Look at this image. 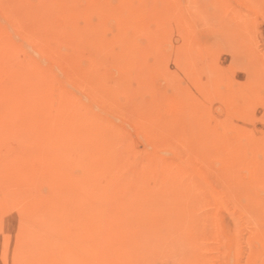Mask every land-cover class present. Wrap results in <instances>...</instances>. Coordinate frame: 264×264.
I'll use <instances>...</instances> for the list:
<instances>
[{"label":"rangeland","instance_id":"374dc122","mask_svg":"<svg viewBox=\"0 0 264 264\" xmlns=\"http://www.w3.org/2000/svg\"><path fill=\"white\" fill-rule=\"evenodd\" d=\"M59 1L62 2V0H0V37H1L0 46L2 45L0 47V101L3 103V104H1L2 106L0 105V107H1V109H0V114H1L0 115V121H2L0 124H3L5 121H7V123H4L6 127L3 125L5 128V131H1L3 126L0 127V132H2V133H0V161H1V164L8 163V160L12 161L11 158L13 157V155L18 154L21 150H23V148H24L23 145L26 146V143L30 144L29 146H31V148H30L31 153L34 152L35 146H37V145H34V143H32L33 140H30L29 138H27L26 134L24 133V131L26 130V129H23L26 127L25 124H28L30 121H31V124H34L37 121H39V123H40V122H45L48 120L52 124L53 121H51V120H56L58 117H64V120H65V118L66 119L70 118V113H69L70 108L60 106V103L58 102L59 101V94L57 92L55 85L51 84L50 81H47L49 79V77H52L55 74L58 75V73L60 74L61 77L58 75L57 78H59L60 80L62 78V80H61L62 84H64V86L67 89H69V91L72 90V92H74V94L75 93L77 94L75 96L76 100H72V99L71 100L75 105L81 106V108H82L81 111H82L84 117L89 116L90 112H93V113H98V112H102V111L104 112V106L102 104L99 106V105H94L91 102L92 100H91L90 96L92 94H90V93H92V91L96 87L101 86L103 88L107 87V88H111V89H114V88L117 89L118 87H120V85L121 86L124 85L122 87L125 90L124 94H126V96L124 94L123 95L121 94V96H119L120 98L118 97L119 100L118 101L116 100L117 106H118V103H119V106L121 105L120 107L118 106L119 109L120 108L122 109V110L121 109L119 110L121 113L114 115V117L112 116L113 114L109 115V116H112V118H114L118 124L123 125L126 129L128 128L127 130L129 132H131V134H133L135 137L133 142L130 141L131 143L126 142V141L123 142V140H118L115 142V144H117V142H119L117 145H119V147H121V148H123V147L125 148L128 146H131L133 148L132 151L130 150L131 151L130 153H127V156L129 154V157H127L128 159H127V163L124 164L125 166L123 165L124 167H126V164H127L128 168L126 167L127 169H125L122 166L120 170L125 169L124 170L125 172L123 171L124 173H122V171H121V173L124 174L123 175L124 177H126V175H127V178H128V175H130L131 177L134 176L135 179H136V177H137V179H138V177L141 178L142 175H144V176L149 175V173H148L149 171H150V173H153V172L159 173L162 170V169L160 170L159 168H162V167L154 166V165L152 167V165H150V163L148 161L150 159V157L152 155L156 154L157 156H159L161 158H163V157L164 158H170L171 157V159H172L173 157H175L179 154L177 152V149H178V147L182 146V145H180V142L184 141L185 137H187V140H188V137L191 138L194 136L193 138L195 140H193V138H192L191 140L189 139L188 141L191 142V146L195 150H198L201 152V154H199V152L197 151V155L198 154L201 155L202 159H204V160H202L199 156L197 157V155L195 158H192L194 156L187 157V156H185V154L183 152L181 154H184L183 155L184 157L182 156L180 164L183 165L182 170H183L184 174L187 175L188 178H190V182L193 184L194 187L195 186L198 188L201 187V188H204L207 190L209 201H208V205H206L207 207L206 206L205 207L209 213L211 212L213 214L212 215L211 213L210 214L208 213V215H212V217L209 216V217H211L210 220L212 221V224H213V218H214L215 223L213 224L214 226H212V228L208 232V235H206L207 237L202 236L201 229L199 227H195V228L191 227V230L187 231L188 233L189 232L190 233H189V235H187L188 233L186 234V238H187V236H189L191 238L193 233H195L194 235H196V236L193 235V237H195V239L192 237L191 238L192 243L191 242L189 243L187 241L188 239L183 238L181 225L178 223V219L182 215H184L187 211H186V209H184L183 204H181V203H183L186 200L191 199V198H188V195H190V194H187L186 192L183 191L182 186H185V185H183V184H185V182L179 178H176V177H178L176 175L177 174L176 170L178 168L175 166H172L171 168L172 169L174 168V170L176 172L173 173L174 171H172L173 174L170 173V175H168V176L171 177V175H172L171 178L174 177L175 180L169 179V177L167 176L168 178L166 179L165 182H167L170 185L174 184L175 187L182 188V191L177 196H172L171 198L166 200L165 205H167V206L165 208L161 207L160 209H158V206H157L158 198H156V197H157L158 191H162L165 188V186H170L167 183H164V185H162V187L164 186L163 189H162V187H160L161 185H157L158 183L154 179H152V180L145 179V180L141 181L142 183L141 182L139 184L137 183V185H134L133 182L132 183H129V182L126 183L125 182V183H123L124 185L121 184L124 181L118 182V185L120 184L119 186L117 185V183H114V184H116L115 186L118 188L121 187V185H122L123 188L121 187L122 188L121 191L126 190V189H128L130 191H135V190L138 191V190H141L144 188L149 189V191L146 192L147 194L146 193L143 194V196L141 198H139V199H138V197L135 198V201H137V203H139V205L137 203H135L134 200H132L131 202H133V203L130 202V204L132 206L130 205V208L126 209L127 211L125 209L121 208L120 206H117V207L114 206V209H113L112 205H115V203L113 204V202H111L112 203L111 208L109 207L110 204L106 208V213H107V217H106L107 219H105L106 223L118 222L119 228L122 229V227H123L121 232L127 236L128 244H127L126 239L121 238V236H120L121 233L119 235V238H117L118 243H117V241H110V242L109 241H101V242L100 241H86V237L92 236V231L89 230V229H91L89 227L90 226L89 223H91V221H93L92 220L93 217H92L91 212L93 210L94 204L99 203V201H98V199H94V200L89 199V200H84V201H76L75 200V202H73L74 200L72 199V197L70 195H68V193L66 194V189L63 187H59V186L58 187L54 186V188L50 187L51 189L47 188V190H48L47 193L50 194L49 200L46 199L48 197L47 196L44 199H42L43 202L41 200L39 202L40 204L38 203V207H37V205H35L34 207H36V208H34V207L32 208L31 214H32V216H34V214H35V216H34L35 218L34 217L32 218V216L30 214H28V216L27 215L23 216V217L17 216L15 218H12L9 215L11 217V218H9L7 216V214H4V211L0 208V210H1V212H0V232H1L0 237L4 236L7 239L11 238V235L13 237V235L17 234V231H16L18 229L17 226L23 225L21 223L27 224V223H29L30 220H32V221L34 220L36 222L39 220L38 221L39 225H41L42 222H44L47 219V223L49 224V226H48L49 228H47V231L43 232V238L45 240H48V241H46V242L43 241L38 245L39 246L41 245V247H43L45 252L48 250V248H49V250L51 249L50 251L48 250V252H46L47 254L49 253V255L51 256V257L49 256V258L50 259L52 258L51 260L49 259L50 260L49 264H54V260L56 258L59 259V257H62L65 254H68L69 256H72V257H81L83 259H94L97 261L96 262L97 264H115L117 262V260L115 259L116 256L121 255V254L124 255V257H123L124 259H123V261L119 260V264H131V263L132 264H139V263H135L132 261H135V258H137V256L138 257H144V255H145V257H146V255H148L147 256L148 261L153 262V264H159V263L160 264H181V263L182 264L183 263H185V264H253L252 262H254V264H259V263L263 264V262H264L263 261L264 260L263 259L264 258V185H257V184L262 183L261 180H262L263 176L260 177L259 175H262V173H264V159L262 158L264 156V150H263V147H264V81L263 80L264 79H262L264 77V0H207V1L206 0H172V1L166 0L167 2L165 0H103V1L102 0H87V1L86 0L85 1L84 0L83 1H81V0H76V1L75 0H69V1L63 0L65 2V3L63 2V4H65V9H63V11L57 10V11L51 13L49 10H48L49 12L46 10L47 8H45V6L46 7L50 6L51 8H53V5H55V3L59 2ZM72 1H73V3H72ZM108 1H110V3H108ZM148 1H149V4H148ZM175 1H176V4H174ZM143 2L145 3V5H143ZM168 2H170V3H168ZM43 3H44V5H43ZM82 3H83V5H82ZM164 3H166V4H164ZM179 3H181V4L179 5ZM182 3H183V5H182ZM223 3H224V5H223ZM111 4H114V5L111 6ZM167 4H169V6ZM185 4H186V7L184 6ZM135 5L138 9H136V7H133V10H132V6H135ZM172 5H173V7H172ZM189 5H191V6H189ZM222 5L224 6V8H222L223 7ZM138 6H140V7H138ZM155 6H156V9H155ZM165 7H167V8H165ZM169 7L170 8L172 7L174 12L172 11V8L170 9ZM139 8H141L142 10ZM177 8H178V10H177ZM125 9H126V11H125L126 14L124 13ZM152 10H153V12H152ZM166 10L168 12H166V14H164ZM169 10L171 13L169 12ZM127 12L129 14V16L124 18L126 15H128ZM66 13H67V15H66ZM82 13H84V14L82 15ZM123 13L125 14V16ZM168 13H170V14H168ZM11 14L13 15V17ZM38 14H39V16H38ZM131 14H132V19L130 17ZM162 14H164V15H162ZM79 16H81V18ZM83 16L84 17L87 16L86 18H88V19L85 18V20L84 19L81 20ZM167 17H169L170 19H168ZM145 18H147V20ZM160 18L162 19V21ZM78 20L83 22V23H81L82 26H81V24L76 25V23H80ZM121 20H122L123 24H122ZM154 20L158 21V22L156 23ZM174 20H177V21H174ZM21 21H23V22H21ZM26 21H27V23H26ZM73 21L75 22V25H74ZM173 21H174V24H173ZM131 22L133 25H131ZM175 22H177V24ZM172 25H176V26H172ZM76 26H78V27H76ZM225 27H226V29H225ZM154 28L157 29L156 32H155ZM176 28H178L179 30ZM102 30L104 32H102ZM177 31H179V32H177ZM37 32H38V35H37ZM65 32L70 33V34H66ZM180 32H182V35L180 34ZM235 32H237V34L239 35V36L237 35L238 37L236 36L237 39L235 38V35H236ZM33 33H34V35H33ZM234 33H235V35H234ZM166 34L168 37H166ZM172 35H173V37H172ZM243 35H245L246 38H245V36L243 37ZM28 36L29 37L31 36V38L35 42L31 38H29ZM34 36L36 38H34ZM66 36H67V39H66ZM104 37H106V39ZM84 38L85 39L88 38V39L85 40ZM123 38L126 40L129 39L130 42L128 40H127L128 41L127 42ZM171 38H174L173 39L174 41ZM220 38H221V40H220ZM238 38H240V39H238ZM30 39H31V41H33V43L30 46L27 45V46H29V48H30L29 49L26 46L25 41H28ZM82 39H84V41H80ZM96 39L99 41H97ZM116 39H117V41H115ZM122 39L124 40V45L122 44ZM168 39H169V41H168ZM67 40L68 41L72 40L74 42L69 41V44H70L69 45L68 42L66 43ZM237 40L239 41L238 42L239 44L237 43ZM240 40H242V41L244 40L245 45L243 44V42H240ZM23 41H24V43H23ZM64 42L66 43V45ZM146 42H148V43H146ZM159 42H160V44H158ZM22 43H23V46L25 44L26 50L24 47L22 48ZM114 43H117L119 46L117 44H114ZM126 43L127 44L130 43V44L126 45ZM154 43L156 45L157 44L158 45L156 46ZM191 43L193 46H191ZM54 44H55V46H54ZM73 44H74V46H73ZM81 44H84V45L82 46ZM173 44L175 46H173ZM218 45L220 47H218ZM231 45H233V46H231ZM33 46H34V49H33ZM50 46L52 48H55V50H52V48ZM78 46H80V47H78ZM116 46H118V47H116ZM122 46H126V48L123 47L124 48L123 49ZM146 46H148V47H146ZM158 46H160V47H158ZM180 46H181V48H180ZM183 46L185 47L184 50H180L183 48ZM2 47H3V49H2ZM41 47H42V49H41ZM59 47H61L62 49H60ZM82 47H83V49H82ZM91 47H92V50H91ZM145 47L147 50L145 49ZM72 48H74V50ZM79 48H80V50H79ZM115 48H117V51L114 50ZM248 48H250V49L247 50ZM27 49H29V50H27ZM7 50H11V52H13V54L10 53V55H8ZM62 50H65L63 53L66 52L63 55H61L62 53H59V52H62ZM124 50H125V52H123ZM192 50H193V52H192ZM27 51H30V52L27 53ZM79 51H81V52H79ZM135 51H138V52H135ZM163 51H165V53ZM176 51H178V53ZM41 52H42V54H41ZM166 52H167V54H166ZM182 52H184V53H182ZM29 53H31V54H29ZM75 53H78V55H75ZM163 53H164V56H163ZM139 54H140V56H139ZM24 55L27 58V61L25 60L26 58L24 57ZM33 55H34V57H33ZM136 56H138V58H140V59L137 60ZM162 56H163V58H162ZM132 57H134V59ZM36 58H37V61H36ZM30 59H32V61ZM28 60H30L32 63L29 62ZM123 60H125V62ZM129 60H131V62ZM164 60L167 61V63L163 62ZM71 61L73 63H76V64L73 65V63ZM126 61H127V63H126ZM33 62H35V63H33ZM62 62L64 64H61ZM129 62H130V64H129ZM134 62H136V63H134ZM24 63H25V65H24ZM27 63H29V67L31 68V70L28 67ZM30 63H31V65H30ZM180 63H183L184 65H182ZM191 63L194 66H191ZM40 64H42V65H40ZM122 64L123 65L125 64L124 66L127 68H130V69H132L136 65L135 69L133 68V70H134L133 74L131 73L133 70H128ZM128 64H129V66H131V65L132 66L128 67ZM23 65H24V67L26 66L25 69L23 68ZM37 65L39 66V69H38ZM174 65L178 66V67H175L176 70L173 67ZM179 65H182V67L184 69L182 67H181V69L183 71L180 69ZM72 66L75 69L77 68L76 70H78L79 72H78V76L69 78L70 76L68 75L69 76L68 77L67 74H68L69 70L71 68H73ZM93 66H94V68H93ZM67 67H68V69H67ZM171 69L172 70L174 69V71H171ZM23 71L25 72V74L23 73ZM32 71H34V72H32ZM89 71H91L92 73L91 72L89 73ZM175 71H176V74H175ZM177 71L181 72V74L179 75V73ZM189 71L191 72V74H189ZM30 73L32 74V76ZM146 73H148V74H146ZM166 73H169V74H166ZM49 74H50V76H49ZM129 74H132V75H129ZM171 74L173 75V78L171 77L172 76ZM18 75H21V76L18 77ZM28 75H29V77L31 76L30 77L31 80L35 79L36 83L35 84L33 83V85H32L33 88H31V89L33 91H36V92L39 91L40 92V93L36 94V97L38 98V96L41 95V98H40L41 100L38 101L37 103H35V107L37 106L36 108H34V107L32 108L33 112L31 111L30 113L31 114L33 113V115L29 114V112H26L25 114L23 112H21L22 116H21V118H18V120H17V118H16L17 115H14L13 113H11L8 110H7L8 111L7 112L6 111L7 107L5 105H6V103L10 104L12 102L13 96L15 97L16 93L14 91L15 90L14 87L18 84L17 82L21 83L24 79L26 80ZM40 75L43 78H41ZM127 75H128V77H127ZM169 75H171V76H169ZM194 75H196L197 77L195 76V78H194L193 77ZM65 76L68 79L65 78ZM21 77L23 78V80L21 79ZM29 77H28V79H30ZM37 77H39L41 80ZM141 77H143V79ZM146 77L147 78L149 77V79H147ZM150 77H151V79H150ZM36 78L38 80H40L41 82L43 81L45 84L44 83L43 84L38 83L39 81H36ZM44 78H46V79H44ZM188 79H190V80H188ZM220 79H222V80L220 81ZM141 80H143V81H141ZM257 80H260L261 82L260 81L256 82ZM150 81H151V84H153V85H149ZM187 81H189L188 84H187ZM228 82L229 83L231 82V83L229 84ZM255 82L257 84H255ZM216 83H218V84H216ZM221 83H223V84H221ZM227 83H228V85H227ZM252 83H254V85H252ZM12 84H14V85H12ZM199 84H201V85H199ZM213 84H216V85H213ZM232 84H233V87H232ZM235 84H236V86H235ZM196 85L199 88L196 89ZM211 85L214 87H212ZM22 86H25V85H22ZM22 86H21V90H24V87H22ZM94 86H96V87L93 88ZM179 86L183 88V89H181V91L178 90V89H180ZM202 86H204L205 88ZM209 86L211 89L208 88ZM12 87H13V89H12ZM89 87L91 90L89 89ZM150 87H151V90H150ZM152 87H153V90H152ZM185 87L186 88L189 87V88L186 89ZM230 87H232V89H230ZM234 87H235V89H234ZM172 88L173 89L175 88L176 91H175V89L173 90ZM11 89L13 90L12 93L10 92ZM184 89H185V91H184ZM193 89L195 91L194 93H192ZM208 89H209V93H210L209 95H211V97L213 95V97H214V98H212L213 100H211V97L207 93ZM210 90H213V91H211V92H213V94H211ZM233 90H235V91H233ZM239 90H241V91H239ZM87 91H88V93H87ZM131 91H133V93L134 92L135 93L132 94ZM149 91H151V92L154 91V95H150ZM221 91H222V94H221ZM229 91H231L230 94H229ZM144 92H146V94L147 93L148 94L146 95V94H144ZM180 92L183 95L182 97H184V99L180 96L181 95ZM185 92H189L190 95L187 96L188 93L185 95ZM157 93H159V94H157ZM204 93H206L207 96ZM235 93H237V94H235ZM89 94H90V96H89ZM225 94H226V96H225ZM203 95H205V96H203ZM222 95H223V99L221 97ZM241 95H243L244 98L247 99L248 101H250L251 103L248 102L247 100H245L243 98V96L241 99ZM87 96H89V97H87ZM164 96H165V98H164ZM159 97H161V98L159 99ZM166 97L170 98L171 103L172 102L173 103L170 104V99H169V102L168 101L166 102L165 100H168V99H166ZM206 97L210 98V99L208 98V101L211 100L209 102L212 104H210L207 101V99H204ZM79 98L84 100V101H82L84 103L83 104L84 106L82 105L81 102H79L80 101V100H78ZM150 98H152V99H150ZM162 98L164 99V101H162L163 100ZM216 98L217 99L221 98L222 101L220 99L217 100ZM252 98H253V100H251ZM9 99H10V101H9ZM86 99H88V100H86ZM131 99L133 100L132 101L134 103L133 105H135L138 109L141 110V111H139L140 114H138V116L135 118H133V117L129 118L128 116H126V112H127L126 108L127 107H124V106H128V103L131 102ZM157 99L159 100V102L157 101ZM179 99H182L184 101H180ZM229 99H230V101L231 100L232 101L229 102L228 101ZM4 101H5V105H4ZM179 101H180V103H178ZM188 101L190 102V104ZM216 101H218V103ZM246 102H248V103H246ZM38 103L39 104L42 103V104L39 105ZM137 103H139V104H137ZM177 103L180 104L178 109L179 108L182 109L181 107H183V109H182L183 111H181L180 109L179 110L177 109V105H178ZM195 103L198 105H196ZM202 103H204L203 106L206 104L205 107H202ZM225 103H226V106H225L226 110L224 108ZM229 103H230V105H229ZM122 104H123V106H122ZM232 104H233V108L231 107ZM187 105H191L193 107H196L195 113H197L199 111L200 106L203 108V109L201 108V110L197 114H199L201 111L202 112L204 111L203 113L201 112L202 114L201 113L199 114L200 120H201L202 115H203V117H205V119L202 117L204 125H206L207 124L206 122L209 121V119L213 118V116H214V118H216V120H214V118H213L212 121L210 123L208 122L209 124L206 125V127H208V128L210 127L209 128L210 131L208 128H207V130L209 131V133H211V131H212L211 134H213V135L210 134V136H208L209 133H207V134L205 133V131H204V129L206 128L205 126L202 125L203 127L201 126V129H200V127H198V125L200 123H202L200 120L196 121L197 119H199L198 118L199 115H197V114L193 115L194 116V120H193V116H192V118L190 117L193 113L189 112V110L191 109V111H194V109L189 108V106L187 107ZM210 105H212L213 107L212 106L210 107ZM227 105L230 106L231 109H233L232 112H228L230 109H228L229 107ZM38 106H40V107H38ZM44 106H45L47 112L43 111L42 107H44ZM197 106H198V109H197ZM89 107L92 109L89 110ZM93 107L95 109H93ZM40 108L42 109L41 111H43V112L40 111ZM35 109H38V111H35ZM219 109L221 110V112L218 111ZM178 111H180L181 114L177 113ZM241 111H244V112L241 113ZM35 112H37V113H35ZM237 112H238V114L236 115ZM44 113L46 114V116ZM175 113H177V114H175ZM190 113H191V115H190ZM204 113H205V115H204ZM27 114H29L28 115L29 117L26 116ZM178 114H179V117H177ZM223 114H228L229 115L228 119L231 120V122H233L234 120H237V121H235L236 124L234 122L229 123L230 121L228 119H226L227 125L224 124V122L226 123V121L223 122V119H222L223 123L220 122V119L222 117L224 119L228 117V115H223ZM40 115H41V117H40ZM42 115H44V116H42ZM231 115L233 117H231ZM38 116L41 118V120H39L40 118ZM154 116H155V118H154ZM195 116H197L196 120H195ZM220 116H221V118H220ZM224 116H227V117H224ZM26 117H27V120H26ZM30 118H32V119H30ZM22 119L25 120V122ZM35 119L37 121H35ZM232 119H234V120L232 121ZM13 120H14V122L18 121L16 123L18 126L14 124ZM21 120L23 123L21 122ZM144 120H145V122H144ZM9 121L10 122L12 121L11 123L13 125L10 124ZM19 121L22 124L19 123ZM179 121H181V122H179ZM186 121H187V124H186ZM238 121H240V122H238ZM215 122H219L218 123L219 125L217 123H216L217 125L213 124ZM182 123L185 127V129H183V130H182V128H184V127H183ZM228 123L230 124L229 127L231 130L227 129L228 125H229ZM240 123L243 125L245 123V126H244L245 128L243 129V131H244L243 133L240 130L241 128H243V126ZM176 124H178V125H176ZM185 124L188 126H186ZM192 124H194V125H192ZM196 124H197L198 128L196 127ZM220 124H223V125L221 126ZM231 124L235 125V127H233V125L231 126ZM71 125H72V123H67V125H65V126L63 125V127H64V129H66V128L72 129ZM210 125H212L213 127L215 126L214 127L215 129H213V127ZM238 125H239V127L237 128ZM8 126H10V127H8ZM16 126H17L18 130H16ZM59 126H61V125H59ZM225 126L227 128L222 129V131H221V127L224 128ZM11 127H15V128L11 129ZM176 127H178V128L176 129ZM195 127L197 129L196 133L198 130H200L198 132V134H196L197 136L195 135V133L193 134V136H192V134H190L191 136H189V132H186V130H188V129H189L188 131H191V129L195 130ZM7 128H9V130ZM202 128H203V130H202ZM234 129H236L237 131H241L242 135L240 134V132H236V130H234ZM10 130H12V131H10ZM201 130L204 132L202 133ZM85 131L89 134L90 133L92 134L93 133V127L86 128ZM29 133L32 135V137H34V140H36L35 133H37V132L35 131V127L30 129ZM179 133H180V135H179ZM182 133H183V135H182ZM237 133L240 134V135L238 134V136L242 139L241 141H240L239 137L237 138ZM176 134L179 136H177ZM204 134H205V136L203 138L202 136ZM215 134H218L221 136H218V137H217V135L214 136ZM146 135L147 136L149 135L151 137H149V136L147 137ZM200 135H202L201 136L202 141L198 140L199 142H197V139L200 138L199 137ZM175 136L179 139V141H180V142H178L179 144L176 143V140H178V139H176ZM212 136L214 137V139ZM241 136H243V137H241ZM138 137L141 140H139ZM211 137H212V139H210ZM215 137L223 139L224 142L217 144V146H212L217 142ZM224 137L227 139H224ZM7 138H8V140H7ZM182 138H183V140H182ZM207 138H209L211 142H209V140H208V142H206ZM235 138L237 139V142H236ZM160 139L161 140L164 139L166 142L169 140L170 147L168 146L169 145L168 142L166 143V145L168 144L167 147H169V148L165 147L166 146L165 144L161 145L160 142H158ZM221 139H217V140H219L218 142L223 141ZM173 140H175L174 144H173ZM202 142H203V144L201 145L200 143H202ZM240 142H242L241 145H240ZM59 143L61 146L63 145L62 146L63 149H66V147H68L69 149H67L66 151L64 150L65 151L64 153L60 152V154H59L60 159L58 160V162L55 163V165L58 166L59 162L62 161V158L65 159L66 156H64V155L68 154V156L70 158L77 160L76 162H71V165H72V166H70L71 169L73 171H76V172L78 171L77 173H79V174H80V171L85 172L87 170V167L89 165H91L90 164L91 161H89V158L87 155H84V153H83L84 151L82 149H80L79 146L74 147V145H73L74 143L72 142L71 139H69V137L67 135H63V137H61ZM137 143L140 145H137ZM196 143H198L197 144L198 146L196 145ZM204 143H206V146ZM207 143H210V144H207ZM230 143L235 146V147L234 146L232 147L233 150L230 147ZM244 143H245V145H244ZM120 144H122V145L124 144L125 146H120ZM134 145H135V147H134ZM172 145H174V147L176 146V148H174ZM255 145L257 147V150H256V147H254ZM237 146L239 147V149L241 146L242 147L239 150L237 148ZM145 147H146V149H145L146 151L144 150V152H143L142 149H144ZM198 147L200 148V150L198 149ZM201 148H203V149H201ZM230 148L232 150L231 153H230ZM234 148L235 149L237 148L236 150L239 153H236L237 151L234 150ZM227 149H229V153L232 155V157H234L233 161L231 159L232 157L230 154L227 153V155H226V152H228ZM16 150H17V152H16ZM254 150H256V151H254ZM234 151H235V153H234ZM65 153H67V154H65ZM260 153L261 154L263 153V154L261 155ZM181 154H179V155H181ZM234 154L237 156H235ZM257 154H259L262 157H259ZM148 155H150V157ZM202 155L204 156V158ZM16 156H14V157H16ZM136 157H139V158L136 159ZM145 157L148 160H146ZM186 158H187V160H186ZM215 158H217V159L215 160ZM235 158H238V159L236 160ZM242 158L244 160H242ZM256 158L259 160V165L257 164L258 160ZM139 159H141V161ZM195 159H197L199 161L196 160L197 161L196 162ZM6 160H7V162H6ZM32 160H33V158H32ZM235 160H236L237 164H236ZM2 161H3V163H2ZM32 162L34 163V168L35 167L37 168L39 166L38 161L33 160ZM229 162H234V164L233 163H232V165H231V163L228 164ZM114 164H113V166H114ZM225 164H226V166H225ZM59 165H61V164H59ZM131 166L133 167V169L135 168L136 171L133 170ZM142 166H144L145 169ZM257 166H258V169H255V168H257ZM74 167H76V168H74ZM57 168L60 169L61 167H57ZM110 168H112V167L103 168L104 171L102 169L98 170V172L101 171L100 172L101 175L99 173H96L98 175H96V174L94 175V173H93L94 176L91 174L93 177L97 176L96 178L99 181L98 183H100V185L97 183L95 186V188L97 190H99V191L104 190L105 191L106 189L110 188L109 177L111 175L110 172H112V169H110ZM152 168H156V169H154V171H152L153 170ZM229 168L231 170H229ZM158 169H159V172H157ZM204 169H205V171H204ZM223 170H224V172H223ZM227 170L230 172H228ZM212 171H213V174H212ZM108 172L110 173V175ZM226 172L229 175L228 178H227ZM132 173L135 175H133ZM139 173H140V176L138 175ZM254 173H257V174H254ZM232 174H233V176H232ZM250 174H252V176L257 175L256 177L259 180V183H256V182H258L255 179L256 177L252 178L251 176H249ZM216 176H218V178ZM258 177H260V179ZM248 178L252 179L253 183H248L247 182V181H249ZM41 179H42V177H40V179H39V176L34 180L33 179L32 180L26 179L24 181V183L26 182V184L23 183L22 186L26 187V186H28V184H27L28 182L30 185V183L38 182ZM193 179H195V180H193ZM253 179H255L256 181ZM59 180L60 179H58V181ZM176 180H178V182L183 181L184 183L183 182L178 183ZM212 180H213V182H212ZM61 181L68 183L69 180L65 181V179L61 178V180L59 182H61ZM230 181H232V182H230ZM226 182L229 184H227ZM263 182H264V179H263ZM108 184H109V186H108ZM235 185H236V187H235ZM251 185H252V187H251ZM99 186H100V188H104L105 186L106 187H105V189L101 190L99 188ZM107 186H108V188H107ZM133 186H135V188ZM142 186H144V187H142ZM239 186H240V188H239ZM247 186H249V187L247 188ZM56 187H57V190L55 189ZM223 187H224V189H223ZM226 187L228 190H225ZM256 187H258V188L261 187V188L259 190L258 188L256 189ZM62 189H64V194H63ZM231 189H233V190H231ZM58 191H60V192L58 193ZM255 191L258 193H256ZM51 192L53 194H51ZM65 194L68 195V196H66V197H68L66 199L67 203H65L66 202L65 201L66 197H64ZM185 194L187 196H185ZM54 195H56V198H59V199L61 198L60 201H58L59 199L57 200V204L55 203L56 199L53 200V198H52V197H55ZM233 195L235 197H233ZM50 196H52V197H50ZM62 197H64V199ZM2 198L1 199L4 200L5 197H2ZM50 198H51V200H50ZM68 199H69V201H68ZM143 200H145L147 202V204H149L148 209L145 212L142 210H141L142 211L141 212L140 208H139L140 204L144 202ZM207 200H208V198H207ZM47 201H48V203H47ZM50 203H55V204H50ZM58 203H61V205H63V207H61V205ZM64 204H66V208H64L65 207ZM51 205H52V207H51ZM57 205L60 209H57ZM44 206H45V208H44ZM47 207H49V208H47ZM71 207H73V208H71ZM38 208H39V210H38ZM91 208H92V210H91ZM53 211H55L56 213L55 212L53 213ZM51 212L53 214L59 215L58 216L59 218L57 219L56 218L57 216L51 215L52 214ZM200 213H201L200 211H197V214H200ZM45 214H47V215H45ZM83 215H84V217H83ZM40 216H42V217H40ZM50 216H53V217H51L53 222L50 220L51 219ZM83 218H85V219L83 220ZM87 218H89V219H87ZM262 218H263V220H262ZM48 219L52 222L51 224H50ZM60 219H61V221H60ZM54 220H56V222ZM249 220H250V222H249ZM63 221H64V223H63ZM82 221H85V222H82ZM253 221H254V223H253ZM79 222H81V223H79ZM73 223H75V224H73ZM82 223L83 224L86 223V224H85V227L80 230L79 227ZM50 225H51V227H50ZM73 225H75V226H73ZM7 227H8V229H7ZM86 227H87V229H86ZM2 228H6V229L4 230ZM13 228H15V230ZM20 228L22 229L23 227L20 226ZM75 229L77 231L78 230L79 231L77 232ZM49 230H51V231H49ZM192 230H193V232H192ZM62 231L65 233H63ZM81 231L84 233V235L82 237H79L78 239L76 238V241H71V239H74V237L77 236V234ZM86 231H87V233H86ZM155 232H158V234H159V236L157 235L158 236L157 240H159V241H153V239L156 238L155 237L156 235L154 234ZM196 232H197V234H196ZM55 234L57 236H58V234H60V236L62 235V236H64V238L66 236L65 239H68L67 237H69L71 235L73 236V238L71 236V237H69L70 239H68V241L66 240V241H62V242L61 241L57 242V240H56L57 236ZM88 234H89V236H88ZM184 237H185V234H184ZM179 239H180V241H179ZM182 239H183V241H182ZM193 239H194V241H193ZM200 241H201V243H200ZM48 242H50V243H48ZM166 242L168 244H166ZM202 242H205V243H202ZM43 243H45V245H47V246H45ZM53 243H55V244H53ZM93 243H95V246ZM121 243H123V244H121ZM193 243H194V245H192ZM88 244H90V245H88ZM115 244H116V246H115ZM58 245H59V247H58ZM119 245H120V247H119ZM153 245H155V246H153ZM52 246H53V249H52ZM66 246H68L69 248ZM93 246L96 248H94ZM8 247H9V249H12L11 245ZM66 248H68V249L66 250ZM158 248H159V250H158ZM201 248H204V249L201 250ZM258 248H261V249H258ZM45 249H47V250H45ZM79 249H81V250H79ZM110 250H111V252H110ZM120 250H121V252H120ZM76 251H77V253L75 254ZM192 251H193V253H192ZM195 251H196V253H195ZM112 253H113V255H112ZM189 253H190V256H189ZM259 253H260V256H258ZM198 254H199V256H197ZM203 254H205L204 257H203ZM261 254H262V257H261ZM255 255H257V256H255ZM52 256H54V257H52ZM251 256H253L254 258ZM110 257H112V258H110ZM247 257H248V259H247ZM249 257H251V258H249ZM257 257H259V259H261V260L263 259V260L257 261V260H259ZM203 258H204L205 262L207 261L206 263L204 262V260H202ZM250 259H251V261H249ZM112 260H114V261H112ZM103 261H105V262H103ZM41 263L42 262H39V261L34 262V264H41ZM43 264H45V263H43Z\"/></svg>","mask_w":264,"mask_h":264},{"label":"bare ground","instance_id":"6f19581e","mask_svg":"<svg viewBox=\"0 0 264 264\" xmlns=\"http://www.w3.org/2000/svg\"><path fill=\"white\" fill-rule=\"evenodd\" d=\"M69 1V0H68ZM76 1V0H75ZM81 1H83V0H81ZM80 1V2H81ZM85 1V0H84ZM87 1V0H86ZM103 1V0H102ZM166 1V0H165ZM164 1V2H165ZM172 1V0H171ZM207 1V0H206ZM44 2V1H43ZM63 0H62V2H57V3H55V5H53V8H51L50 6H45V8H47L46 10L48 11H50L51 13L52 12H55V11H63V9H65V4H63ZM79 2V1H78ZM160 2V1H159ZM167 2V1H166ZM189 2V1H188ZM187 2V3H188ZM192 2V1H191ZM65 3V2H64ZM70 3V2H69ZM72 3H73V1H72ZM85 3V2H84ZM108 3H110V1H108ZM140 3V2H139ZM147 3V2H146ZM168 3H170V2H168ZM186 3V4H187ZM71 4V3H70ZM79 4V3H78ZM116 4V3H115ZM131 4V3H130ZM148 4H149V1H148ZM164 4H166V3H164ZM174 4H176V1L174 2ZM181 3H179V5H180ZM186 4L184 5L185 7H186ZM189 4V3H188ZM221 4V3H220ZM34 5V4H33ZM43 5H44V3H43ZM42 5V6H43ZM82 5H83V3H82ZM110 5V4H109ZM112 5H114V4H111V6ZM143 5H145V3L143 2ZM168 6H169V4H167ZM182 5H183V3H182ZM197 5V4H196ZM223 5H224V3H223ZM222 5V6H223ZM227 5V4H226ZM81 6V5H80ZM131 6V5H130ZM141 6V5H140ZM140 6H138V7H140ZM166 6V5H165ZM183 6V7H184ZM189 6H191V5H189ZM195 6V5H194ZM220 6V5H219ZM221 6V7H222ZM133 7H136V5L135 6H132V10H133ZM142 7V6H141ZM172 7H173V5H172ZM171 7V8H172ZM184 7V8H185ZM165 8H167V7H165ZM170 8V7H169ZM170 8V9H171ZM176 8V7H175ZM195 8V7H194ZM222 8H224V6L222 7ZM135 9V8H134ZM136 9H138L137 7H136ZM139 9H141V8H139ZM155 9H156V6H155ZM34 10V9H33ZM89 10V9H88ZM142 10V9H141ZM164 10V9H163ZM177 10H178V8H177ZM48 11V12H49ZM68 11V10H67ZM125 11H126V9L124 10V13H125ZM129 11V10H128ZM172 11H173V8H172ZM17 12V11H16ZM72 12V11H71ZM135 12V11H134ZM147 12V11H146ZM152 12H153V10H152ZM166 12H168L167 10L165 11V13L164 14H166ZM169 12H170V10H169ZM174 12V11H173ZM12 13V12H11ZM89 13V12H88ZM123 13V14H124ZM131 13V12H130ZM139 13V12H138ZM171 13V12H170ZM170 13H168V14H170ZM182 13V12H181ZM230 13V12H229ZM13 14V13H12ZM11 14V15H12ZM84 13H82V15H83ZM126 14V13H125ZM125 14H124V16H125ZM127 14H128V12H127ZM134 14V13H133ZM164 14H162V15H164ZM66 15H67V13H66ZM79 15V14H78ZM81 15V14H80ZM81 15V16H82ZM136 15V14H135ZM183 15V14H182ZM18 16V15H17ZM38 16H39V14H38ZM81 16H79L80 18H81ZM96 16V15H95ZM121 16V15H120ZM127 16H129V14L128 15H126L124 18H126ZM12 17H13V15H12ZM84 17V16H83ZM82 17V19L81 20H85V18L87 17H84L83 18ZM130 17H131V19H132V14L130 15ZM129 17V18H130ZM134 17V16H133ZM160 17V16H159ZM174 17V16H173ZM10 18V17H9ZM34 18V17H33ZM77 18V17H76ZM121 18V17H120ZM168 19H170L169 17H167ZM24 19V18H23ZM86 19H88V18H86ZM91 19V18H90ZM123 19V18H122ZM128 19V18H127ZM146 20H147V18H145ZM161 19V18H160ZM14 20V19H13ZM77 20V19H76ZM98 20V19H97ZM135 20V19H134ZM133 20V21H134ZM144 20V19H143ZM209 20V19H208ZM79 21V20H78ZM128 21V20H127ZM155 21V20H154ZM161 21H162V19H161ZM174 21H177V20H174ZM174 21H173V24H174ZM21 22H23V21H21ZM74 22V21H73ZM80 23H76V25H80L81 23H83L82 21H79ZM121 22H122V20H121ZM136 22V21H135ZM156 23L158 22V21H155ZM209 22V21H208ZM211 22V21H210ZM26 23H27V21H26ZM25 23V24H26ZM114 23V22H113ZM176 24H177V22H175ZM24 24V25H25ZM122 24H123V22H122ZM74 25H75V22H74ZM131 25H133L132 24V22H131ZM152 25V24H151ZM157 25V24H156ZM189 25V24H188ZM187 25V26H188ZM27 26V25H26ZM81 26H82V24H81ZM172 26H176V25H172ZM222 26V25H221ZM220 26V27H221ZM69 27V26H68ZM76 27H78V26H76ZM112 27V26H111ZM114 27V26H113ZM155 27V26H154ZM208 27V26H207ZM153 28V27H152ZM162 28V27H161ZM223 28V27H222ZM36 29V28H35ZM138 29V28H137ZM155 29V28H154ZM153 29V30H154ZM170 29V28H169ZM172 29V28H171ZM176 29H178V28H176ZM198 29V28H197ZM225 29H226V27H225ZM42 30V29H41ZM47 30V29H46ZM146 30V29H145ZM152 30V29H151ZM156 30L157 29H155V32H156ZM179 30V29H178ZM234 30V29H233ZM134 31V30H133ZM169 31V30H168ZM189 31V30H188ZM230 31V30H229ZM55 32V31H54ZM102 32H104L103 30H102ZM142 32V31H141ZM154 32V31H153ZM154 32V33H155ZM177 32H179V31H177ZM66 34H70V33H67V32H65ZM64 33V34H65ZM168 33V32H167ZM235 33H236V35H235ZM234 33V35H235V38H236V36L238 35L237 34V32H235ZM4 34V33H3ZM137 34V33H136ZM171 34V33H170ZM178 34V33H177ZM176 34V35H177ZM180 34L182 35V32H180ZM33 35H34V33H33ZM37 35H38V32H37ZM48 35V34H47ZM56 35V34H55ZM85 35V34H84ZM157 35V34H156ZM7 36V35H6ZM80 36V35H79ZM107 36V35H106ZM239 36V35H238ZM237 36V37H238ZM245 35H243V37H244ZM8 37V36H7ZM29 37V36H28ZM39 37V36H38ZM108 37V36H107ZM112 37V36H111ZM110 37V38H111ZM166 37H168L167 36V34H166ZM172 37H173V35H172ZM29 38H31V36L29 37ZM34 38H36L35 36H34ZM79 38V37H78ZM96 38V37H95ZM105 39H106V37H104ZM103 38V39H104ZM125 38V37H124ZM123 38V39H124ZM129 38V37H128ZM234 38V39H235ZM245 38H246V36H245ZM0 39H1V37H0ZM26 39V38H25ZM32 39V38H31ZM31 39L30 40H28V41H25V43H26V46L27 45H31L32 43H33V41H31ZM65 39V38H64ZM66 39H67V36H66ZM65 39V40H66ZM85 39V38H84ZM84 39H82V40H80V41H84ZM88 38H86L85 40H87ZM108 39V38H107ZM122 39V44L124 45V40H126V39H124L123 40ZM143 39V38H142ZM141 39V40H142ZM172 40L174 39V38H171ZM176 39V38H175ZM237 39V38H236ZM238 39H240V38H238ZM36 40V39H35ZM64 40V41H65ZM74 40V39H73ZM97 40V39H96ZM120 40V39H119ZM128 41H129V39H127ZM126 40V41H127ZM132 40V39H131ZM220 40H221V38H220ZM228 40V39H227ZM233 40V39H232ZM44 41V40H43ZM69 41H72V40H69ZM69 41L67 40L66 41V43L68 42V44H69ZM97 41H99V40H97ZM110 41V40H109ZM115 41H117V39L115 40ZM125 41V42H126ZM127 41V42H128ZM140 41V40H139ZM168 41H169V39H168ZM174 41V40H173ZM35 42V41H34ZM72 42H74V41H72ZM96 42V41H95ZM112 42V41H111ZM110 42V43H111ZM114 42V41H113ZM130 42V41H129ZM134 42V41H133ZM136 42V41H135ZM155 42V41H154ZM222 42V41H221ZM239 41L237 40V43H238ZM240 42H243V44L245 45V41L243 40H240ZM23 43H24V41H23ZM23 43H22V48L24 47H26L25 46V44H24V46H23ZM52 43V42H51ZM58 43V42H57ZM56 43V44H57ZM61 43V42H60ZM65 43V42H64ZM66 43H65V45H66ZM82 43V42H81ZM108 43V42H107ZM146 43H148V42H146ZM35 44V43H34ZM95 44V43H94ZM114 44H117V43H114ZM130 43H126V45H129ZM134 44V43H133ZM151 44V43H150ZM155 44V43H154ZM158 44H160V42L158 43ZM157 44V45H158ZM169 44V43H168ZM175 44V43H174ZM173 44V46H175ZM239 44V43H238ZM241 44V43H240ZM70 45V44H69ZM77 45V44H76ZM82 46L84 45V44H81ZM118 45V44H117ZM156 45V44H155ZM156 45V46H157ZM164 45V44H163ZM242 45V44H241ZM240 45V46H241ZM2 46V45H1ZM0 46V47H1ZM8 46V45H7ZM29 46H27L28 48H29ZM35 46V45H34ZM34 46H33V49H34ZM54 46H55V44H54ZM73 46H74V44H73ZM93 46V45H92ZM119 46V45H118ZM118 46H116V47H118ZM177 46V45H176ZM191 46H193L192 45V43H191ZM190 46V47H191ZM231 46H233V45H231ZM11 47V46H10ZM32 47V46H31ZM43 47V46H42ZM42 47H41V49H42ZM51 47V46H50ZM49 47V48H50ZM76 47V46H75ZM78 47H80V46H78ZM86 47V46H85ZM115 47V46H114ZM126 48V46H122V48ZM137 47V46H136ZM146 47H148V46H146ZM146 47H145V49H146ZM158 47H160V46H158ZM218 47H220L219 45H218ZM12 48V47H11ZM39 48V47H38ZM52 48V47H51ZM60 49H62L61 47H59ZM66 48V47H65ZM94 48V47H93ZM123 48V49H124ZM131 48V47H130ZM134 48V47H133ZM156 48V47H155ZM179 48V47H178ZM180 48H181V46H180ZM184 46H183V48L182 49H180V50H184ZM244 48V47H243ZM2 49H3V47H2ZM30 49V48H29ZM29 49H27V50H29ZM37 49V48H36ZM40 49V50H41ZM47 49V48H46ZM73 50H74V48H72ZM82 49H83V47H82ZM177 49V48H176ZM241 49V48H240ZM246 49V48H245ZM250 48H248L247 50H249ZM25 50H26V48H25ZM52 50H55V48H52ZM79 50H80V48H79ZM91 50H92V47H91ZM114 50H116L117 51V48H115ZM147 50V49H146ZM162 50V49H161ZM178 50V49H177ZM31 51V50H30ZM30 51H27V53L28 52H30ZM37 51V50H36ZM61 51V50H60ZM65 50H62V52H59V53H62L61 55H63V54H65V53H63ZM70 51V50H69ZM90 51V50H89ZM119 51V50H118ZM139 51V50H138ZM138 51H135V52H138ZM143 51V50H142ZM157 51V50H156ZM188 51V50H187ZM7 52H8V55H10V53H12L13 54V52H11V50H7ZM6 52V53H7ZM33 52V51H32ZM39 52V51H38ZM79 52H81V51H79ZM86 52V51H85ZM123 52H125V50L123 51ZM122 52V53H123ZM127 52V51H126ZM162 52V51H161ZM164 53H165V51H163ZM177 53H178V51H176ZM189 52V51H188ZM187 52V53H188ZM192 52H193V50H192ZM69 53V52H68ZM164 53H163V56H164ZM182 53H184V52H182ZM24 54V53H23ZM29 54H31V53H29ZM28 54V55H29ZM41 54H42V52H41ZM161 54V53H160ZM166 54H167V52H166ZM75 55H78V53H75ZM123 55V54H122ZM125 55V54H124ZM138 55V54H137ZM27 56V55H26ZM37 56V55H36ZM130 56V55H129ZM134 56V55H133ZM139 56H140V54H139ZM142 56V55H141ZM163 56H162V58H163ZM167 56V55H166ZM173 56V55H172ZM24 57H25V55H24ZM33 57H34V55H33ZM135 57V56H134ZM134 57H132L133 59H134ZM137 57V60L138 59H140V58H138V56H136ZM161 57V56H160ZM26 58V57H25ZM29 58V57H28ZM31 58V57H30ZM64 58V57H63ZM120 58V57H119ZM35 59V58H34ZM125 59V58H124ZM130 59V58H129ZM26 61H27V58L25 59ZM31 61H32V59H30ZM30 60H28L29 62H31ZM120 60V59H119ZM126 60V59H125ZM125 60H123L124 62H125ZM128 60V59H127ZM136 60V61H137ZM187 60V59H186ZM185 60V61H186ZM36 61H37V58H36ZM76 61V60H75ZM130 62H131V60H129ZM39 62V61H38ZM72 62V61H71ZM101 62V61H100ZM99 62V63H100ZM130 62H129V64H130ZM138 62V61H137ZM140 62V61H139ZM161 62V61H160ZM163 62H166L167 63V61H163ZM32 63V62H31ZM31 63H30V65H31ZM33 63H35V62H33ZM41 63V62H40ZM68 63V62H67ZM73 63V62H72ZM118 63V62H117ZM120 63V62H119ZM123 63V62H122ZM126 63H127V61H126ZM125 63V64H126ZM134 63H136V62H134ZM143 63V62H142ZM165 63V64H166ZM171 63V62H170ZM28 64V67H29V63H27ZM61 64H64L63 62L61 63ZM69 64V63H68ZM76 63H73V65H75ZM124 64V65H125ZM129 64H128V67H131V66H129ZM133 64V63H132ZM141 64V63H140ZM180 64H182V65H184L183 63H180ZM24 65H25V63H24ZM24 65H23V68L25 69L26 68V66L24 67ZM33 65V64H32ZM39 65V64H38ZM37 65V67H38V69H39V66ZM40 65H42V64H40ZM123 65V64H122ZM123 65V66H124ZM134 65V64H133ZM168 65V64H167ZM182 65H179L180 66V69H181V67H182ZM69 66V65H68ZM96 66V65H95ZM104 66V65H103ZM191 66H194V65H192V63H191ZM27 67V68H28ZM70 67V66H69ZM73 67V66H72ZM125 67V66H124ZM135 67H136V65H135ZM135 67H133L134 69H135ZM143 67V66H142ZM174 67V69H175V67H178L177 65L175 66H173ZM22 68V69H23ZM30 68V67H29ZM34 68V67H33ZM93 68H94V66H93ZM125 68H127V67H125ZM133 68L132 69H130V68H127L128 70H133ZM183 68V67H182ZM186 68V67H185ZM23 69V70H24ZM36 69V68H35ZM67 69H68V67H67ZM77 69V68H76ZM74 67L73 68H71L70 70H69V72H68V74H67V76L69 77V78H72V77H76V76H78V70H76ZM90 69V68H89ZM163 69V68H162ZM174 69L172 70L171 69V71H174ZM179 69V70H180ZM184 69V68H183ZM218 69V68H217ZM30 70H31V68H30ZM33 70V69H32ZM166 70V69H165ZM176 70V69H175ZM182 70V69H181ZM22 71V70H21ZM26 71V70H25ZM66 71V70H65ZM183 71V70H182ZM218 71V70H217ZM32 72H34V71H32ZM91 71H89V73H90ZM130 72V71H129ZM133 72H134V70L131 72L132 74H133ZM167 72V71H166ZM169 72V71H168ZM178 72V71H177ZM222 72V71H221ZM21 73V72H20ZM19 73V74H20ZM23 73L25 74V72L23 71ZM22 73V74H23ZM67 73V72H66ZM92 73V72H91ZM172 73V72H171ZM179 73V75L181 74V72H178ZM194 73V72H193ZM226 73V72H225ZM31 74V73H30ZM132 74H129V75H132ZM137 74V73H136ZM146 74H148V73H146ZM166 74H169V73H166ZM175 74H176V71H175ZM183 74V73H182ZM189 74H191V72L189 71ZM219 74V73H218ZM44 75V74H43ZM42 75V76H43ZM57 74H55L54 76H52V77H49V79L47 80V81H50L51 82V84H53V85H55V87H56V89H57V92H58V94H59V103H60V106L61 107H69L70 108V111H69V113H70V118H68V119H66L65 118V120H64V117H58L56 120H51V121H53L52 122V124L50 123V121L48 120V121H45V122H40L39 123V121H37L36 119H35V121H37L36 123H34V124H31V121L28 123V124H25V128H23V129H26L25 131H24V133L26 134V136H27V138H29L30 140H33L32 141V143H34V145H37V146H35V150H34V152H32L31 153V151H30V148H31V146H29L30 144L29 143H26V146L25 145H23L24 146V148H23V150H21L18 154H16V155H13V157L11 158L12 159V161H9L8 159V163H6V164H4L3 163V161H2V163L3 164H1V161H0V208L4 211V214H7V216L9 217V218H15V217H17V216H28V214H30L31 216H32V208L35 206V205H37V207H38V203L42 200V199H44L45 197H47L46 199H48L49 200V195L50 194H48L47 193V188H49V189H51L52 187L54 188V186H59V187H63V188H65L66 189V194L68 193V195H70L71 197H72V199L74 200L73 202H75V200L76 201H84V200H91V199H98V201H99V203H95L94 204V206H93V210H92V208H91V210H92V212H91V214H92V220L93 221H91V223H89L90 224V228L91 229H89V230H91L92 231V236H89V234H88V236L89 237H86V241H117V238H119V235H120V233H121V238H123V239H126V241H127V236L124 234V233H122L121 232V230L123 229V227H122V229H120L119 228V226H118V222H114V223H106V221H105V219H107L106 217H107V213H106V208H107V206L109 205V207L111 208V202H113V204L115 203V205H112V208L114 209V206H120L121 208H123V209H129L130 208V202L132 201V200H134V202L135 203H137V201H135V198H137L138 197V199L139 198H141L142 196H143V194H145L147 191H149V189H147V188H144V189H141V190H135V191H130V190H128V189H126V190H123V191H121V189L123 188L122 187V185H121V187H116L115 185L116 184H114V183H117V185H118V182H120V181H124V182H122L121 184H123V183H127V182H129V183H132L133 182V184L134 185H137V183L139 184L141 181H143V180H145V179H150V180H152V179H154L158 184L157 185H161L160 187H162V185H164V183H167V182H165L166 181V179L169 177L168 175H170V173H172V171H174L173 173H175L176 171H177V176L178 177H176V178H179V179H181V180H183L184 182H185V184H183L184 182L183 181H181V182H183L182 184L183 185H185V186H182L183 187V191L184 192H186L187 194H190V195H188V198H191V199H188V200H186L185 202H183V203H181V204H183V207H184V209H186V213L184 214V215H182L179 219H178V223L181 225V229H182V234H183V238L185 239L186 238V234L188 233L187 231L188 230H191V227H199L200 229H201V233H202V236H206V235H208V232L210 231V229L212 228V226H214L213 224L215 223L214 222V218H213V224H212V221L210 220L211 219V217H212V215H208V210L206 209V205H208V201H209V197H208V194H207V190L206 189H204V188H198V187H194L193 186V184L190 182V178H188L187 177V175H185L184 174V172H183V165L182 164H180L181 163V158H182V156L185 154V156H187V157H190V156H194V157H192V158H195L196 157V155H197V151L198 150H195L192 146H191V142L190 141H188L189 139L191 140L194 136H193V134L195 133V135L196 134H198V132L200 131V130H198L197 131V133H196V127H197V124H196V127H195V130L193 131L191 128V131H188V130H186V132H189V136H191L190 134H192V136L193 137H191V138H189L188 137V140H187V137H185L184 138V141H179V139L175 136V138L176 139H178V140H176V143H178V142H180V145H182L181 147H178V149H177V152L179 153V154H181V153H183L184 152V154H181V155H177V156H175V157H173L172 159H171V157L170 158H161V157H159V156H157L156 154L155 155H152L151 157H150V155H148L149 157H150V159L148 160L146 157V160H148L149 161V163H150V165H152V167H153V165L154 166H160V167H162V168H159L161 171L159 172V169H158V171L157 172H159V173H150V171L148 172L149 173V175H146V176H144V175H142L141 176V178L140 177H138V179H137V177H136V179H135V177L133 178V177H131L130 175H128V178H127V175H126V177H124L123 175L124 174H122V173H124L125 171V169H127L128 167V165L126 164V167H124L125 165V163H127V157H129V154H128V156H127V153H130L131 151H132V147L131 146H128V147H123V148H121V147H119V145H117L119 142H117V144H115V142L116 141H118V140H123V142L124 141H126V142H133L134 141V139H135V137H134V135L133 134H131V132H129L123 125H120V124H118L116 121H115V119L114 118H112V116L114 117V115H117L118 113H121L119 110L121 109H119L118 108V106H119V103H118V106H117V104H116V100L118 101L119 99H118V97L119 96H121V94L123 95L124 94V92H125V90L123 89V87L122 86H124V85H120V87H118L117 89L116 88H114V89H111V88H103V87H96V86H94L93 88H95L93 91H92V93H90V94H92L91 96H90V94H89V96L91 97V102L94 104V105H103L104 106V112L102 111V112H98V113H93V112H90V114H89V116H86V117H84V115H83V113H82V111H81V106H79V105H75L73 102H72V100H76V98H75V96L77 95L76 93L74 94V92H72V90H70L69 91V89H67L65 86H64V84H62V82H61V80H62V78H61V80L59 79V78H57L58 77V75L60 76V74L58 73V75L56 76ZM66 75V74H65ZM172 75V74H171ZM171 75H169V76H171ZM19 76H21V75H18V77ZM23 76V75H22ZM31 76H32V74H31ZM30 76V77H31ZM49 76H50V74H49ZM90 76V75H89ZM146 76V75H145ZM165 76V75H164ZM175 76V75H174ZM195 76L196 75H194L193 77L195 78ZM26 77V76H25ZM28 77H29V75H28ZM28 77H27V79L25 80H23V78L21 77V79L23 80L21 83L20 82H17L16 84V86L14 87V91H15V93H16V95H15V97L13 96V99H12V102L10 103V104H8V103H6V105H5V101H4V105L7 107V109H6V111L8 110V111H10L11 113H13L14 115H17V120H18V118H21V112H23L24 114L26 113V112H29V114H31L30 112L32 111L33 112V107L34 108H36L35 107V103H37L38 101H40L41 99V95L40 96H38V98L36 97V94L37 93H40L39 91L38 92H36V91H33L31 88H33L32 87V85H33V83L35 84L36 82H35V79L34 80H31V78L30 79H28ZM34 77V76H33ZM40 77H41V75H40ZM61 77V76H60ZM127 77H128V75H127ZM144 77V76H143ZM143 77H141L142 79H143ZM172 78H173V75L171 76ZM177 77V76H176ZM197 77V76H196ZM37 78H39V77H37ZM36 78V81H39L38 83H40V84H43L44 82L42 81H40V80H38ZM41 78H43V77H41ZM65 78H67L66 76H65ZM87 78V77H86ZM147 78V77H146ZM178 78V77H177ZM232 78V77H231ZM19 79V78H18ZM20 79V80H21ZM44 79H46V78H44ZM64 79V78H63ZM68 79V78H67ZM147 79H149V77L147 78ZM150 79H151V77H150ZM181 79V78H180ZM179 79V80H180ZM262 79H264V77L262 78ZM134 80V79H133ZM188 80H190V79H188ZM198 80V79H197ZM222 79H220V81H221ZM91 81V80H90ZM141 81H143V80H141ZM173 81V80H172ZM217 81V80H216ZM258 81H260V80H257L256 82H258ZM264 81V80H263ZM186 82V81H185ZM188 82L189 81H187V84H188ZM191 82V81H190ZM199 82V81H198ZM197 82V83H198ZM219 82V81H218ZM232 82V81H231ZM230 82V83H231ZM255 82V84H257ZM261 82V81H260ZM259 82V83H260ZM135 83V82H134ZM229 83V82H228ZM228 83H227V85H228ZM229 83V84H230ZM251 83V82H250ZM249 83V84H250ZM45 84V83H44ZM50 84V83H49ZM85 84V83H84ZM89 84V83H88ZM122 84V83H121ZM195 84V83H194ZM193 84V85H194ZM216 84H218V83H216ZM216 84H213V85H216ZM221 84H223V83H221ZM248 84V83H247ZM12 85H14V84H12ZM22 85H25V86H22ZM97 85V84H96ZM134 85V84H133ZM149 85H153V84H151V81H150V83H149ZM170 85V84H169ZM168 85V86H169ZM177 85V84H176ZM182 85V84H181ZM180 85V86H181ZM199 85H201V84H199ZM252 85H254V83H252ZM259 85V84H258ZM21 86L22 87H24V90H21ZM99 86V85H98ZM179 86V88L180 89H178V90H180L181 91V89H183L182 87H180ZM188 86V85H187ZM212 86V85H211ZM224 86V85H223ZM231 86V85H230ZM235 86H236V84H235ZM11 87V86H10ZM13 87H12V89H13ZM40 87V86H39ZM133 87V86H132ZM172 87V86H171ZM202 87H204V86H202ZM212 87H214V86H212ZM232 87H233V84H232ZM232 87H230V89H232ZM255 87V86H254ZM130 88V87H129ZM186 88V87H185ZM189 88V87H188ZM188 88H186V89H188ZM197 88H199L197 85H196V89ZM205 88V87H204ZM208 88H210V86L208 87ZM218 88V87H217ZM220 88V87H219ZM11 89V93L13 92V90ZM89 89H90V87H89ZM173 89V88H172ZM175 89V88H174ZM173 89V90H174ZM192 89V88H191ZM203 89V88H202ZM211 89V88H210ZM229 89V90H230ZM234 89H235V87H234ZM91 90V89H90ZM134 90V89H133ZM150 90H151V87H150ZM152 90H153V87H152ZM156 90V89H155ZM204 90V89H203ZM215 90V89H214ZM217 90V89H216ZM9 91V90H8ZM169 91V90H168ZM175 91H176V89H175ZM184 91H185V89H184ZM199 91V90H198ZM201 91V90H200ZM211 91H213V90H210V92ZM226 91V90H225ZM224 91V92H225ZM233 91H235V90H233ZM239 91H241V90H239ZM132 92V94H134L133 93V91H131ZM150 92V95H154V91H149ZM195 91H194V89H193V92L192 93H194ZM230 92L231 91H229V94H230ZM248 92V91H247ZM87 93H88V91H87ZM127 93V92H126ZM137 93V92H136ZM177 93V92H176ZM175 93V94H176ZM188 93V94H187ZM200 93V92H199ZM207 93H208V95L210 94L209 93V89L207 90ZM144 94H146V92H144ZM148 94V93H147ZM146 94V95H147ZM157 94H159V93H157ZM171 94V93H170ZM180 94H181V92H180ZM179 94V95H180ZM187 94V96L188 95H190V93L189 92H185V95ZM204 94H206V93H204ZM211 94H213V92H211ZM221 94H222V91H221ZM235 94H237V93H235ZM9 95V94H8ZM87 95V94H86ZM125 96H126V94H124ZM130 95V94H129ZM202 95V94H201ZM218 95V94H217ZM249 95V94H248ZM89 96H87V97H89ZM134 96V95H133ZM136 96V95H135ZM149 96V95H148ZM158 96V95H157ZM181 97L183 96L182 94L180 95ZM179 96V97H180ZM195 96V95H194ZM203 96H205V95H203ZM206 96H207V94H206ZM210 97H211V95H209ZM225 96H226V94H225ZM242 96L243 95H241V99H242ZM151 97V96H150ZM170 97V96H169ZM220 97V96H219ZM222 97V99H223V95L221 96ZM237 97V96H236ZM235 97V98H236ZM250 97V96H249ZM120 98V97H119ZM134 98V97H133ZM145 98V97H144ZM161 97H159V99H160ZM164 98H165V96H164ZM176 98V97H175ZM183 99H184V97H182ZM208 98L209 97H206V98H204V99H207V101H208ZM212 98H214L213 97V95H212V97H211V100H213ZM239 98V97H238ZM243 98H244V96H243ZM251 98V97H250ZM72 99V100H71ZM135 99V98H134ZM150 99H152V98H150ZM163 99V98H162ZM166 99H168V100H165L166 102L168 101L169 102V99L170 98H167L166 97ZM210 99V98H209ZM217 99V98H216ZM221 101H222V99L221 98H219ZM219 99H217V100H219ZM232 99V98H231ZM245 99V98H244ZM257 99V98H256ZM44 100V99H43ZM78 100H80L79 102H81L82 103V105L84 104L82 101H84V100H82V99H78ZM86 100H88V99H86ZM106 102H105V101ZM180 101H184V100H182V99H179ZM190 100V99H189ZM211 100H209V101H211ZM227 100V99H226ZM225 100V101H226ZM245 100H247V99H245ZM251 100H253V98L251 99ZM9 101H10V99H9ZM133 100L131 99V102L130 103H128V106H124V107H127L126 108V116H128L129 118L130 117H133V118H135V117H137L138 116V114H140V112L139 111H141L140 109H138L135 105H133L134 103L132 102ZM139 101V100H138ZM152 101V100H151ZM157 101L159 102V100L157 99ZM162 101H164V99L162 100ZM173 101V100H172ZM180 101L178 102V103H180ZM208 101V102H209ZM229 102H231L230 101V99L228 100ZM248 101V100H247ZM1 102V101H0ZM120 102V101H119ZM187 102V101H186ZM189 102V101H188ZM217 103H218V101H216ZM220 102V101H219ZM248 102H250V101H248ZM248 102H246V103H248ZM255 102V101H254ZM173 103V102H172ZM171 103V99H170V104H172ZM177 103V104H178ZM183 103V102H182ZM210 103V102H209ZM208 103V104H209ZM251 103V102H250ZM249 103V104H250ZM253 103V102H252ZM1 104H3L2 102L0 103V105ZM39 104V103H38ZM37 104V105H38ZM40 104H42V103H40ZM39 104V105H40ZM137 104H139V103H137ZM185 104V103H184ZM189 104H190V102H189ZM193 104V103H192ZM196 104V103H195ZM203 104L204 103H202V107H205V105L203 106ZM210 104H212V103H210ZM125 105V104H124ZM179 105L180 104H178L177 105V109H178V107H179ZM196 105H198V104H196ZM229 105H230V103H229ZM251 105V104H250ZM2 106V105H1ZM84 106V105H83ZM121 106V105H120ZM119 106V107H120ZM122 106H123V104H122ZM182 106V105H181ZM186 106V105H185ZM189 106V108H192V109H194V111H191V109L189 110V112H191V113H193L192 115H191V113H190V117L192 118V116L193 115H196L200 110H201V106H200V109H199V111L197 112V113H195V108L196 107H193V106H191V105H187V107ZM191 106V107H190ZM212 105H210V107H211ZM216 106V105H215ZM214 106V107H215ZM226 103L224 104V108H225V110H226ZM228 106V105H227ZM38 107H40V106H38ZM96 107V106H95ZM213 107V106H212ZM229 108L228 109H230L228 112H232V110L233 109H231L230 108V106H228ZM232 108H233V104H232V106H231ZM235 107V106H234ZM43 108V111H46V108H45V106L44 107H42ZM97 108V107H96ZM102 108V107H101ZM182 109H183V107H181ZM219 108V107H218ZM0 109H1V107H0ZM32 109V110H31ZM90 109H92V108H90L89 107V110ZM93 109H95L94 107H93ZM175 109V108H174ZM180 109V108H179ZM178 109V110H179ZM182 109H180L181 111H183ZM197 109H198V106H197ZM203 109V108H202ZM207 109V108H206ZM244 109V108H243ZM42 109L40 108V111H41ZM99 110V109H98ZM122 110V109H121ZM173 110V109H172ZM224 110V111H225ZM5 111V112H6ZM7 111V112H8ZM35 111H38V109H35ZM43 111H41V112H43ZM84 111V110H83ZM92 111V110H91ZM177 111V110H176ZM185 111V110H184ZM219 112H221V110L219 109L218 110ZM239 111V110H238ZM40 112V113H41ZM47 112V111H46ZM45 112V113H46ZM72 112V113H71ZM147 112V111H146ZM145 112V113H146ZM202 112V111H201ZM200 112V113H201ZM204 112V111H203ZM202 112V113H203ZM235 112V111H234ZM242 112H244V111H241V113ZM10 113V114H11ZM35 113H37V112H35ZM44 113V114H45ZM144 113V112H143ZM177 113H180V111H178ZM177 113H175V114H177ZM199 113V114H200ZM201 113V114H202ZM224 113V112H223ZM227 113V112H226ZM257 113V112H256ZM3 114V113H2ZM29 114H27L26 116H28ZM39 114V113H38ZM37 114V115H38ZM86 114V113H85ZM112 115V116H109V115ZM148 114V113H147ZM181 114V113H180ZM199 114H197V115H199ZM212 114V113H211ZM238 114V112L236 113V115ZM240 114V113H239ZM254 114V113H253ZM1 115V114H0ZM4 115V114H3ZM31 115H33V113L31 114ZM124 115V114H123ZM151 115V114H150ZM188 115V114H187ZM204 115H205V113H204ZM213 115V114H212ZM223 115H228V114H223ZM259 115V114H258ZM42 116H44V115H42ZM45 116H46V114H45ZM248 116V115H247ZM29 117V116H28ZM39 117V116H38ZM40 117H41V115H40ZM39 117V118H40ZM144 117V116H143ZM177 117H179V114L177 115ZM181 117V116H180ZM185 117V116H184ZM196 117L197 116H195V120H196ZM202 117H203V115H202ZM202 117H201V120H200V115L198 116V118L199 119H197L196 121H198V120H200L202 123H200L199 125H198V127H200V129H201V126L203 125V126H205L206 127V125L207 124H209L211 121H212V119L214 118V116H213V118H211V119H209V121H207L206 123V125H204V122H203V120H202ZM212 117V116H211ZM224 117H227V116H224ZM231 117H233L232 115H231ZM235 117V116H234ZM239 117V116H238ZM3 118V117H2ZM24 118V117H23ZM35 118V117H34ZM154 118H155V116H154ZM204 119H205V117H203ZM220 118H221V116H220ZM229 118V115H228V117L227 118H221L220 119V122H222V119H223V122L224 121H226V119H228ZM25 119V118H24ZM30 119H32V118H30ZM126 119V118H125ZM181 119V118H180ZM188 119V118H187ZM218 119V118H217ZM243 119V118H242ZM23 120V119H22ZM22 120H21V122H22ZM26 120H27V117H26ZM29 120V119H28ZM34 120V119H33ZM39 120H41V118L39 119ZM127 120V119H126ZM149 120V119H148ZM189 120V119H188ZM187 120V121H188ZM193 120H194V116H193ZM214 120H216V118H214ZM229 120V119H228ZM234 119H232V121H233ZM239 120V119H238ZM260 120V119H259ZM24 122H25V120H23ZM43 121V120H42ZM67 121V122H66ZM147 121V120H146ZM187 121H186V124H187ZM218 121V120H217ZM230 122L229 123H235V121H237V120H234L233 122H231V120H229ZM2 121H0V123H1ZM4 122V121H3ZM10 122V121H9ZM12 122V121H11ZM10 122V124H12ZM13 122H14V120H13ZM18 122V121H17ZM16 121L14 122V124L15 125H17L16 123H17ZM20 121H19V123H21ZM28 122V121H27ZM144 122H145V120H144ZM179 122H181V121H179ZM195 122V121H194ZM209 122V123H208ZM222 122V123H223ZM238 122H240V121H238ZM4 123H7V121H5ZM0 124L1 126L0 127H2L3 125L5 126V124ZM18 123V124H19ZM23 123V122H22ZM21 123V124H22ZM67 123H72V125H71V127H72V129L71 128H66V129H64V127H63V125L65 126V125H67ZM196 123V122H195ZM218 124L219 122H215V123H213V124ZM228 123V124H229ZM243 123V122H242ZM122 124V123H121ZM141 124V123H140ZM148 124V123H147ZM175 124V123H174ZM185 124V125H186ZM216 124V125H217ZM224 124L225 125H227V121H226V123L224 122ZM236 124V123H235ZM241 124V123H240ZM247 124V123H246ZM252 124V123H251ZM8 125V124H7ZM13 125V124H12ZM14 125V126H15ZM29 125V126H28ZM59 125H61V126H59ZM149 125V124H148ZM151 125V124H150ZM176 125H178V124H176ZM182 125H183V123H182ZM190 125V124H189ZM192 125H194V124H192ZM219 125V124H218ZM221 126L223 125V124H220ZM233 124H231V126H232ZM242 126H243V128H241L240 130L242 131V133L244 132L243 131V129L245 128L244 126H245V123H244V125L243 124H241ZM4 126H3V128H4ZM18 126V125H17ZM17 126H16V130H18L17 129ZM136 126V125H135ZM186 126H188V125H186ZM202 126V127H203ZM210 126H212V125H210ZM230 124L228 125V128L225 126L224 128H222L221 127V131H222V129H230ZM248 126V125H247ZM6 127V126H5ZM8 127H10V126H8ZM24 127V126H23ZM33 127H35V131L37 132V133H35V136H36V140H34V137H32V135L29 133V131H30V129H32ZM89 127H93V133L90 135L89 133H87L86 131H85V129L86 128H89ZM152 127V126H151ZM161 127V126H160ZM174 127V126H173ZM183 127H184V125H183ZM197 127V128H198ZM213 127V126H212ZM215 127V126H214ZM213 127V129H215ZM218 127V126H217ZM220 127V126H219ZM233 127H235V125H233ZM239 127V125L237 126V128ZM241 127V126H240ZM250 127V126H249ZM2 128V129H3ZM15 127H11V129H14ZM178 127H176V129H177ZM207 128L208 127H206L205 129H204V131H205V133L207 134V133H209V131H210V127L208 128L209 129V131L207 130ZM1 129V131H5V128L2 130ZM8 130H9V128H7ZM154 129V128H153ZM175 129V130H176ZM181 129V128H180ZM183 129H185V127L184 128H182V130ZM7 130V131H8ZM15 130V131H16ZM148 130V129H147ZM181 130V131H182ZM202 130H203V128H202ZM201 130V132L203 133L204 131H202ZM212 130V129H211ZM231 130V129H230ZM233 130V129H232ZM234 130H236V129H234ZM246 130V129H245ZM10 131H12V130H10ZM20 131V130H19ZM146 131V130H145ZM177 131V130H176ZM208 131V132H207ZM215 131V130H214ZM228 131V130H227ZM241 131H237L236 130V132H240V134H241ZM17 132V131H16ZM15 132V133H16ZM23 132V131H22ZM21 132V133H22ZM216 132V131H215ZM0 133H2V132H0ZM14 133V132H13ZM161 133V132H160ZM211 133H212V131H211ZM211 133H209L208 134V136H210V134ZM19 134V133H18ZM17 134V135H18ZM24 134V135H25ZM163 134V133H162ZM178 134V133H177ZM176 134V135H177ZM186 134V133H185ZM200 134V133H199ZM238 134L239 133H237V138L239 137L238 136ZM239 134V135H240ZM16 135V136H17ZM22 135V134H21ZM63 135H67L68 137H69V139H71L72 140V142L74 143L73 145H74V147H76V146H79V148L80 149H82L84 152V155H87L88 156V158H89V161H91V165H89L88 167H87V170L85 171V172H81L80 171V174L79 173H77L76 171H73L72 169H71V167L70 166H72L71 165V162H76L77 160H75V159H72V158H70L69 156H68V154L67 153H65V154H67V155H64V156H66L65 157V159H63L62 158V161H60L59 162V164H61V165H59L58 164V166H56L55 165V163L56 162H58V160L60 159L59 157V154H60V152L62 153H64L67 149H69L68 147H66V149H63V145L61 146L60 145V143H59V141H60V139H61V137H63ZM179 135H180V133H179ZM179 135H177V136H179ZM182 135H183V133H182ZM211 135H213V134H211ZM217 135V137L218 136H221V135H218V134H215L214 136H216ZM242 135V134H241ZM147 136V135H146ZM149 136V135H148ZM147 136V137H148ZM155 136V135H154ZM185 136V135H184ZM197 136V135H196ZM201 136L202 135H200L198 138L199 139H197V142H199L198 140H201ZM204 136H205V134L202 136L203 138H204ZM207 136V137H208ZM149 137H151V136H149ZM181 137V136H180ZM213 137V136H212ZM212 137L210 138V139H212ZM226 137V136H225ZM224 137V139H227V138H225ZM234 137V136H233ZM241 137H243V136H241ZM166 138V137H165ZM170 138V137H169ZM240 138V137H239ZM13 139V138H12ZM24 139V138H23ZM22 139V140H23ZM138 139H139V137H138ZM149 139V138H148ZM152 139V138H151ZM210 139L209 138H207V141L206 142H208V140H209V142H211L210 141ZM213 139H214V137H213ZM215 139H216V141L218 142L219 140H217V139H221V138H216L215 137ZM7 140H8V138H7ZM15 140V139H14ZM139 140H141V139H139ZM182 140H183V138H182ZM193 140H195L194 138H193ZM221 140H223V139H221ZM235 140H236V142H237V139L235 138ZM242 139L240 138V141H241ZM174 141L175 140H173V144H174ZM202 141V140H201ZM213 141V140H212ZM21 142V141H20ZM26 142V141H25ZM24 142V143H25ZM121 142V141H120ZM130 142V143H131ZM158 142H160V144L162 145V144H165L166 145V143L168 142V146L170 147V143H169V140L166 142L164 139H160ZM215 143L214 145H212V146H217V144H220V143H222V142H224V140L223 141H221V142H218V143ZM231 142V141H230ZM262 142V141H261ZM239 143V142H238ZM237 143V144H238ZM126 144V143H125ZM134 144V143H133ZM152 144V143H151ZM179 144V143H178ZM198 143H196V145H197ZM201 145L203 144V142L202 143H200ZM205 144V146H206V143H204ZM207 144H210V143H207ZM226 144V143H225ZM242 144V142H240V145ZM255 144V143H254ZM258 144V143H257ZM117 145V146H116ZM132 145V144H131ZM137 145H140V144H138L137 143ZM167 145L165 146V147H167ZM232 144L230 143V147L232 148L234 145H232ZM244 145H245V143H244ZM65 146V145H64ZM120 146H125L124 144L122 145V144H120ZM145 146V145H144ZM173 147H174V145H172ZM198 146V145H197ZM204 146V145H203ZM221 146V145H220ZM219 146V147H220ZM229 146V145H228ZM108 147V148H107ZM134 147H135V145H134ZM169 147H167V148H169ZM196 147V146H195ZM201 147V146H200ZM218 147V148H219ZM235 147V146H234ZM242 147V146H241ZM241 147H240V149H241ZM254 147H256V145L254 146ZM261 147V146H260ZM22 148V147H21ZM20 148V149H21ZM130 148V149H129ZM138 148V147H137ZM148 148V147H147ZM174 148H176V146L174 147ZM173 148V149H174ZM206 148V147H205ZM231 148H230V153H231V151L233 150V148H232V150H231ZM237 148L239 149V147L237 146ZM236 148V149H237ZM146 149V147L144 148V149H142L143 150V152H144V150ZM172 149V148H171ZM198 149L200 150V148L198 147ZM201 149H203V148H201ZM210 149V148H209ZM235 148H234V150H236ZM239 149V150H240ZM246 149V148H245ZM65 150V151H64ZM131 150V151H130ZM217 150V149H216ZM228 150V152H226V155H227V153L228 154H230L229 153V149H227ZM256 150H257V147H256ZM256 150H254V151H256ZM263 150H264V147H263ZM146 151V150H145ZM174 151V150H173ZM237 151V150H236ZM16 152H17V150H16ZM15 152V153H16ZM199 152V154H201V152L200 151H198ZM245 152V151H244ZM14 153V154H15ZM172 153V152H171ZM234 153H235V151H234ZM236 153H239L238 151L236 152ZM246 153V152H245ZM138 154V153H137ZM197 155V157L199 156L201 159H202V157H201V155ZM247 154V153H246ZM251 154V153H250ZM255 154V153H254ZM261 154V153H260ZM263 154V153H262ZM261 154V155H262ZM210 155V154H209ZM231 155V154H230ZM235 155V154H234ZM233 155V156H234ZM245 155V154H244ZM259 157H262V156H260L259 154H257ZM256 155V156H257ZM14 156H16V157H14ZM203 156V155H202ZM211 156V155H210ZM235 156H237V155H235ZM239 156V155H238ZM246 156V155H245ZM250 156V155H249ZM148 157V158H149ZM184 157V156H183ZM231 157H232V155H231ZM251 157V156H250ZM14 158V159H13ZM32 158H33V160H35V161H38V167L36 168H34V163L32 162L33 160H32ZM137 158H139V157H136V159ZM203 158H204V156H203ZM229 158V157H228ZM234 157H232L231 159H232V161L234 160L233 159ZM244 158V157H243ZM242 158V160H244ZM263 159H264V156L262 157ZM143 159V158H142ZM217 158H215V160H216ZM225 159V158H224ZM230 159V158H229ZM236 160L238 159V158H235ZM257 159V158H256ZM7 160H6V162H7ZM140 161H141V159H139ZM145 160V159H144ZM186 160H187V158H186ZM197 159H195V161H196ZM202 160H204V159H202ZM201 160V161H202ZM219 160V159H218ZM236 160H235V162H236ZM241 160V161H242ZM258 160V159H257ZM136 161V160H135ZM197 161H199V160H197ZM196 161V162H197ZM228 161V160H227ZM231 161V160H230ZM256 161V160H255ZM79 162V161H78ZM77 162V163H78ZM81 162V161H80ZM93 162V163H92ZM115 164H114V163ZM147 162V161H146ZM84 163V162H83ZM129 163V162H128ZM143 163V162H142ZM148 163V162H147ZM231 163V165H232V163L234 164V162H229L228 164H230ZM79 164V163H78ZM113 164H114V166H113ZM130 164V163H129ZM227 164V163H226ZM226 164H225V166H226ZM236 164H237V162H236ZM258 165H259V160H258V163H257ZM124 165V166H123ZM149 165V164H148ZM248 165V164H247ZM123 166V168H125L124 170L122 169V170H120L121 169V167ZM136 166V165H135ZM172 166H175V167H177L178 169L175 171L174 170V168L172 169L171 167ZM230 166V165H229ZM228 166V167H229ZM57 167H61L60 169L59 168H57ZM109 167H112V168H110V169H112V172H110L111 173V175H110V173H109V175H110V177H109V183H110V188L109 189H106L105 191L103 190V189H105V187L104 188H100V186H99V188L101 189V190H103V191H99V190H97L96 188H95V186H96V184L99 182L98 181V179L96 178V177H93L96 173H99L100 174V172H98V170H100V169H102L103 171H104V169L103 168H109ZM132 167V166H131ZM141 167V166H140ZM143 168H144V166H142ZM74 168H76V167H74ZM142 168V169H143ZM206 168V167H205ZM232 168V167H231ZM255 168V167H254ZM109 169V170H110ZM132 169H133V167H132ZM145 169V168H144ZM153 170L152 171H154V169H156V168H152ZM233 169V168H232ZM255 169H258V166H257V168H255ZM35 170V171H34ZM129 170V169H128ZM133 170H135V168L133 169ZM139 170V169H138ZM148 170V169H147ZM207 170V169H206ZM229 170H231L230 168H229ZM83 171V170H82ZM121 171H122V173H121ZM124 171V172H123ZM136 171V170H135ZM204 171H205V169H204ZM214 171V170H213ZM213 171H212V174H213ZM228 171V170H227ZM252 171V170H251ZM259 171V170H258ZM217 172V171H216ZM223 172H224V170H223ZM228 172H230V171H228ZM93 173H94V175H93ZM103 173V172H102ZM131 173V172H130ZM172 173V174H173ZM187 173V172H186ZM218 173V172H217ZM251 173V172H250ZM262 173V172H261ZM93 176H92V175ZM133 174V173H132ZM143 174V173H142ZM203 174V173H202ZM210 174V173H209ZM254 174H257V173H254ZM96 175H98V174H96ZM101 175V174H100ZM99 175V176H100ZM133 175H135V174H133ZM139 176H140V173L138 174ZM137 175V176H138ZM189 175V174H188ZM226 175H227V178L229 177V175H228V173L226 172ZM259 175V174H258ZM39 176V179H40V177H42V179L40 180V181H38V182H33V183H30V185H29V182L27 183L28 184V186H26V187H24V186H22V184L24 183V181L27 179H30V180H34V179H36L37 177ZM130 176V177H129ZM168 176V177H167ZM232 176H233V174H232ZM249 176H251L252 178H254V177H256L257 175H253L252 176V174H250ZM260 177H264V173H262V175H259ZM171 177H172V175H171ZM171 177H169V179H174V177L173 178H171ZM217 178H218V176H216ZM237 177V176H236ZM250 177V178H251ZM260 177H258L259 179H260ZM262 177V183L261 184H257V185H264L263 183V178ZM61 178L62 179H65V181L66 180H69L68 181V183L67 182H63V181H61V182H59L60 180H61ZM250 178H248L249 179V181H247L248 183H253V181H252V179H250ZM58 179H60L59 181H58ZM168 179V180H169ZM178 179V180H179ZM226 179V178H225ZM258 182H256V183H259V180L257 179V177L255 178ZM255 179H253V180H255ZM29 180V181H30ZM167 180V181H168ZM175 180V179H174ZM178 180H176L177 182H178ZM193 180H195V179H193ZM192 180V181H193ZM214 180V179H213ZM213 180H212V182H213ZM247 180V179H246ZM255 180V181H256ZM149 181V180H148ZM170 182V181H169ZM181 182H178V183H181ZM230 182H232V181H230ZM108 183V182H107ZM142 183V182H141ZM155 183V182H154ZM177 183V184H178ZM227 183V182H226ZM255 183V184H256ZM24 184H26V182L24 183ZM99 185H100V183H98ZM168 184V183H167ZM176 184V183H175ZM181 184V185H182ZM195 184V183H194ZM227 184H229V183H227ZM246 184V183H245ZM107 185V184H106ZM120 185V184H119ZM118 185V186H119ZM124 185V184H123ZM168 185H170V184H168ZM239 185V184H238ZM254 185V184H253ZM108 186H109V184H108ZM108 186H107V188H108ZM224 186V185H223ZM228 186V185H227ZM232 186V185H231ZM234 186V185H233ZM51 187V188H50ZM57 187L55 188L56 190H57ZM134 188H135V186H133ZM139 187V186H138ZM141 187V186H140ZM142 187H144V186H142ZM164 187V186H163ZM163 187H162V189H163ZM235 187H236V185H235ZM249 186H247V188H248ZM251 187H252V185H251ZM133 188V189H134ZM159 188V187H158ZM239 188H240V186H239ZM255 188V187H254ZM258 187H256V189H257ZM261 188V187H260ZM260 188H258L259 190H260ZM54 189V190H55ZM222 189V188H221ZM223 189H224V187H223ZM63 190V194H64V189H62ZM225 190H228L227 189V187H226V189ZM231 190H233V189H231ZM238 190V189H237ZM50 191V190H49ZM53 191V190H52ZM182 191V188H180V187H175V185L173 184V185H170V186H165V188L162 190V191H158V193H157V197L156 198H158V201H157V206H158V209H160L161 207H163V208H165L167 205H165L166 204V200H168L169 198H171L172 196H177L178 194H180V192ZM223 191V190H222ZM258 191V190H257ZM60 191H58V193H59ZM157 192V191H156ZM155 192V193H156ZM224 192V191H223ZM222 192V193H223ZM232 192V191H231ZM234 192V191H233ZM253 192V191H252ZM256 192V191H255ZM62 193V192H61ZM183 193V192H182ZM256 193H258V192H256ZM51 194H53L52 192H51ZM64 195V197H66V196H68V195ZM147 194V193H146ZM231 194V193H230ZM229 194V195H230ZM62 195V194H61ZM55 197H52V196H50V197H52L53 198V200L54 199H56V204H57V200L59 199V198H56V195H54ZM58 196V195H57ZM185 196H187L186 194H185ZM2 197H5L4 198V200H2L3 198ZM64 197H62L63 199H64ZM233 197H235L234 195H233ZM2 198V199H1ZM68 197H66L65 198V201H66V199H67ZM207 198H208V200H207ZM211 198V197H210ZM61 199V198H60ZM60 199L58 200V201H60ZM70 199V198H69ZM69 199H68V201H69ZM255 199V198H254ZM50 200H51V198H50ZM71 200V199H70ZM171 200V199H170ZM180 200V199H179ZM184 200V199H183ZM96 201V200H95ZM140 201V200H139ZM144 202L143 203H141L140 204V211L142 210V211H146L147 209H148V205L149 204H147V202L145 201V200H143ZM181 201V200H180ZM42 202H43V200H42ZM41 202V203H42ZM182 202V201H181ZM45 203V202H44ZM43 203V204H44ZM47 203H48V201H47ZM55 203H50V204H55ZM62 203V202H61ZM61 203H58V204H60L61 205ZM64 203V202H63ZM65 203H67V201L65 202ZM91 203V202H90ZM94 203V202H93ZM131 203H133V202H131ZM170 203V202H169ZM40 204V203H39ZM73 204V203H72ZM76 204V203H75ZM138 205H139V203H137ZM68 205V204H67ZM137 205V206H138ZM177 205V204H176ZM180 205V204H179ZM42 206V205H41ZM56 206V205H55ZM64 208H66V204H64ZM78 206V205H77ZM132 206V205H131ZM135 206V205H134ZM156 206V207H157ZM206 206V207H205ZM51 207H52V205H51ZM61 207H63V205H61ZM119 207V208H120ZM34 208H36V207H34ZM40 208V207H39ZM39 208H38V210H39ZM44 208H45V206H44ZM47 208H49V207H47ZM54 208V207H53ZM71 208H73V207H71ZM132 208V207H131ZM155 208V207H154ZM42 209V208H41ZM40 209V210H41ZM57 209H60L59 207H58V205H57ZM90 209V208H89ZM112 209V210H113ZM70 210V209H69ZM111 210V209H110ZM150 210V209H149ZM45 211V210H44ZM85 211V210H84ZM109 211V210H108ZM124 211V210H123ZM127 211V210H126ZM139 211V210H138ZM141 211V212H142ZM197 211H200L201 213V215L200 214H197ZM203 211V212H202ZM0 212H1V210H0ZM55 211H53V213H54ZM58 212V211H57ZM81 212V211H80ZM136 212V211H135ZM39 213V212H38ZM41 213V212H40ZM52 213V212H51ZM51 214V215H55V216H57L56 218L58 219L59 217V215H56V214ZM56 213V212H55ZM64 213V212H63ZM88 213V212H87ZM209 213V214H210ZM43 214V213H42ZM59 214V213H58ZM11 217H10V216ZM45 215H47V214H45ZM199 215V216H198ZM34 216H35V214H34ZM34 216H32V218L34 217ZM81 216V215H80ZM86 216V215H85ZM88 216V215H87ZM166 216V215H165ZM180 216V215H179ZM209 216H211V217H209ZM40 217H42V216H40ZM47 217V216H46ZM51 217H53V216H50V218ZM63 217V216H62ZM61 217V218H62ZM83 217H84V215H83ZM91 217V216H90ZM109 217V216H108ZM135 217V216H134ZM156 217V216H155ZM35 218V217H34ZM49 218V217H48ZM82 218V217H81ZM45 219V218H44ZM80 219V218H79ZM85 218H83V220H84ZM87 219H89V218H87ZM91 219V218H90ZM169 219V218H168ZM177 219V218H176ZM256 219V218H255ZM258 219V218H257ZM261 219V218H260ZM16 220V219H15ZM49 220V219H48ZM52 222H53V220H52V218L50 219ZM49 220V222H50V224L52 223L51 221ZM156 220V219H155ZM262 220H263V218H262ZM39 221V220H38ZM36 222V221H32V220H30L29 221V223H27V224H24V223H21V224H23V225H18L17 226V234L16 235H13V237H12V235H11V238H9V239H7L6 237H0V264H34V262L35 261H39V262H42L41 264H43V263H45V264H49V261L52 259H50L49 258V253L47 254L46 252H48V250H49V248H48V250L47 249H45V250H47L46 252L44 251V249H43V247H41V245L39 246L38 244H40L41 242H46V241H48V240H45L44 238H43V232H45V231H47V228H49L48 226H49V224L47 223V219L44 221V222H42V224L41 225H39V222ZM55 222H56V220H54ZM60 221H61V219H60ZM89 221V220H88ZM168 221V220H167ZM54 222V223H55ZM82 222H85V221H82ZM249 222H250V220H249ZM47 223V224H46ZM60 223V222H59ZM63 223H64V221H63ZM79 223H81V222H79ZM253 223H254V221H253ZM257 223V222H256ZM6 224V223H5ZM20 224V223H19ZM62 224V223H61ZM66 224V223H65ZM73 224H75V223H73ZM78 224V223H77ZM86 224V223H85ZM85 224H79L80 225V227H79V229L81 230V229H83L84 227H85ZM63 225V224H62ZM123 225V224H122ZM253 225V224H252ZM256 225V224H255ZM8 226V225H7ZM20 226L21 227H23L22 229L20 228ZM73 226H75V225H73ZM124 226V225H123ZM177 226V225H176ZM50 227H51V225H50ZM63 227V226H62ZM88 227V228H89ZM121 227V226H120ZM53 228V227H52ZM193 228V229H194ZM2 229H6V228H2ZM7 229H8V227H7ZM14 230H15V228H13ZM12 229V230H13ZM86 229H87V227H86ZM120 229V230H119ZM180 229V230H181ZM11 230V229H10ZM67 230V229H66ZM76 230V229H75ZM172 230V229H171ZM7 231V230H6ZM49 231H51V230H49ZM48 231V232H49ZM77 231V230H76ZM79 231V230H78ZM77 231V232H78ZM85 231V230H84ZM195 231V230H194ZM197 231V230H196ZM216 231V230H215ZM63 232V231H62ZM192 232H193V230H192ZM63 233H65V232H63ZM62 233V234H63ZM86 233H87V231H86ZM181 233V232H180ZM190 233V232H189ZM189 233L187 234V235H189ZM200 233V234H201ZM0 234H1V232H0ZM10 234V233H9ZM46 234V233H45ZM61 234V233H60ZM60 234H58V236H57V242L58 241H68V239H70L69 237H71V236H69V237H67L68 239H65L66 238V236H65V238H64V236H60ZM69 234V233H68ZM156 236V238H154L153 239V241H159V240H157L158 239V236H159V234H158V232H155L154 233ZM184 234H185V237H184ZM195 233H193V235H194ZM196 234H197V232H196ZM49 235V234H48ZM54 235V236H55ZM65 235V234H64ZM84 235V233L81 231V232H79L78 234H77V236H75L74 237V239H71V241H76V238L78 239L79 237H82ZM158 235V236H157ZM191 235V234H190ZM193 235H192V237H193ZM182 236V235H181ZM194 236H196V235H194ZM46 237V236H45ZM48 237V236H47ZM52 237V236H51ZM60 237V238H59ZM139 237V236H138ZM189 236H187V238L186 239H188L187 241L190 243L191 242V238L189 239L188 238ZM207 237V236H206ZM6 238V239H5ZM59 238V239H58ZM72 238H73V236H72ZM194 239H195V237H193ZM49 239V238H48ZM194 239H193V241H194ZM202 239V238H201ZM55 240V241H56ZM190 240V241H189ZM197 240V239H196ZM195 240V241H196ZM203 240V239H202ZM40 241V242H39ZM79 241V240H78ZM178 241V240H177ZM179 241H180V239H179ZM182 241H183V239H182ZM204 241V240H203ZM56 242V243H57ZM122 242V241H121ZM48 243H50V242H48ZM47 243V244H48ZM65 243V242H64ZM117 243H118V241H117ZM192 243V242H191ZM195 243V242H194ZM194 243L192 244V245H194ZM197 243V242H196ZM200 243H201V241H200ZM202 243H205V242H202ZM257 243V242H256ZM44 245H45V243H43ZM53 244H55V243H53ZM78 244V243H77ZM92 244V243H91ZM94 244V246H95V243H93ZM97 244V243H96ZM108 244V243H107ZM121 244H123V243H121ZM127 244H128V241H127ZM143 244V243H142ZM166 244H168L167 242H166ZM12 246V249H9V247L8 246ZM43 245V246H44ZM50 245V244H49ZM66 245V244H65ZM88 245H90V244H88ZM99 245V244H98ZM102 245V244H101ZM100 245V246H101ZM144 245V244H143ZM165 245V244H164ZM200 245V244H199ZM45 246H47V245H45ZM62 246V245H61ZM93 246V247H94ZM115 246H116V244H115ZM118 246V245H117ZM153 246H155V245H153ZM197 246V245H196ZM58 247H59V245H58ZM66 247H68V246H66ZM92 247V246H91ZM110 247V246H109ZM119 247H120V245H119ZM128 247V246H127ZM145 247V246H144ZM194 247V246H193ZM202 247V246H201ZM69 248V247H68ZM68 248H66V250L68 249ZM94 248H96V247H94ZM52 249H53V246H52ZM78 249V248H77ZM114 249V248H113ZM156 249V248H155ZM192 249V248H191ZM197 249V248H196ZM202 249H204V248H201V250ZM258 249H261V248H258ZM51 250V249H50ZM49 250V251H50ZM79 250H81V249H79ZM112 250V249H111ZM111 250H110V252H111ZM129 250V249H128ZM149 250V249H148ZM158 250H159V248H158ZM200 250V249H199ZM56 251V250H55ZM151 251V250H150ZM153 251V250H152ZM194 251V250H193ZM193 251H192V253H193ZM198 251V250H197ZM106 252V251H105ZM120 252H121V250H120ZM119 252V253H120ZM134 252V251H133ZM179 252V251H178ZM203 252V251H202ZM206 252V251H205ZM64 253V252H63ZM77 253V251L75 252V254ZM125 253V252H124ZM147 253V252H146ZM159 253V252H158ZM161 253V252H160ZM195 253H196V251H195ZM250 253V252H249ZM106 254V253H105ZM140 254V253H139ZM164 254V253H163ZM162 254V255H163ZM200 254V253H199ZM199 254L197 255V256H199ZM63 255V254H62ZM73 255V254H72ZM108 255V254H107ZM106 255V256H107ZM112 255H113V253H112ZM118 255V254H117ZM129 255V254H128ZM193 255V254H192ZM204 255L205 254H203V257H204ZM250 255V254H249ZM75 256V255H74ZM84 256V255H83ZM82 256V257H83ZM102 256V255H101ZM148 255H146V257H145V255H144V257H138L137 256V258H135V261H132V262H135V263H139V264H153V262H150V261H148V257H147ZM189 256H190V253H189ZM255 256H257V255H255ZM258 256H260V253H259V255ZM51 257V256H50ZM52 257H54V256H52ZM97 257V256H96ZM95 257V258H96ZM99 257V256H98ZM124 257V255L123 254H121V255H118V256H116V260H117V262L115 263V264H119V260L121 261H123V258ZM251 257H253V256H251ZM251 257H249V258H251ZM261 257H262V254H261ZM110 258H112V257H110ZM155 258V257H154ZM191 258V257H190ZM197 258V257H196ZM208 258V257H207ZM254 258V257H253ZM258 259H259V257H257ZM50 259V260H49ZM107 259V258H106ZM114 259V260H115ZM129 259V258H128ZM150 259V258H149ZM247 259H248V257H247ZM264 259V258H263ZM262 259V260H263ZM54 260V259H53ZM114 260H112V261H114ZM160 260V259H159ZM188 260V259H187ZM202 260H204V258L202 259ZM208 260V259H207ZM261 259H259V260H257V261H260ZM261 260V261H262ZM155 261V260H154ZM184 261V260H183ZM192 261V260H191ZM249 261H251V259L249 260ZM253 261V260H252ZM264 261V260H263ZM97 261L96 260H94V259H83V258H81V257H72V256H69L68 254H65L64 256H62V257H59V259H55L54 260V264H97L96 263ZM103 262H105V261H103ZM107 262V261H106ZM159 262V261H158ZM185 262V261H184ZM188 262V261H187ZM186 262V263H187ZM204 262H205V260H204ZM207 262V261H206ZM205 262V263H206ZM210 262V261H209ZM52 263V262H51ZM181 263V262H180ZM193 263V262H192ZM253 264H254V262H252ZM258 263V262H257ZM132 264V263H131ZM160 264V263H159ZM182 264V263H181ZM183 264H185V263H183ZM260 264V263H259ZM263 264H264V262H263Z\"/></svg>","mask_w":264,"mask_h":264}]
</instances>
